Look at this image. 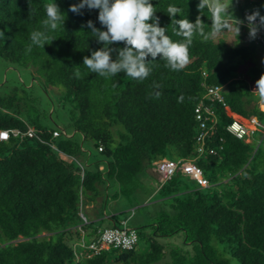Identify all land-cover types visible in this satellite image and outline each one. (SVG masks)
<instances>
[{
    "label": "trees",
    "instance_id": "1",
    "mask_svg": "<svg viewBox=\"0 0 264 264\" xmlns=\"http://www.w3.org/2000/svg\"><path fill=\"white\" fill-rule=\"evenodd\" d=\"M261 1L243 0L241 20L244 10H258ZM54 2L65 15L63 27L48 33L55 40L44 49L34 46L26 54L30 33L41 29L44 6ZM80 2L0 0V58L15 67H32L31 78L41 88L61 89L58 103L69 105L67 126L72 132L54 137L57 130L41 121L46 111H40L37 98L23 85L0 94V130L18 131L0 140V264H230L229 258L237 264H264V148L256 145L257 132L264 130V111L251 89L264 74V50L242 24L246 33H235L237 44L226 40L228 29L207 42L195 36L189 63L180 71L166 69L157 58L142 83L123 73L105 79L83 66V58L103 46L87 22L106 29L98 22V10L69 11ZM150 2L173 41L182 38L167 16L169 4L182 10L177 20L194 23L201 15L211 24L207 9L197 11L199 0ZM244 36L247 43L242 42ZM213 85L223 87L225 105L206 97V88ZM197 104L214 114L199 153ZM233 121L254 130L250 141L226 130ZM28 129L31 136L26 135ZM88 139L101 155L91 167L61 157L75 156ZM167 154L169 160L198 165L208 186H185L177 171L154 191L168 211L161 209L154 222L132 228L138 237L133 249L110 247L95 254L82 246L105 229L99 225L103 213L97 212L106 207L109 196L134 206L152 200L153 190L143 188L140 176ZM219 184L222 189L214 188ZM90 204L96 221H88L85 206ZM122 214L112 215L108 228L121 227L122 222L127 227ZM178 234L182 245L165 241ZM139 241L147 252H137Z\"/></svg>",
    "mask_w": 264,
    "mask_h": 264
},
{
    "label": "clouds",
    "instance_id": "2",
    "mask_svg": "<svg viewBox=\"0 0 264 264\" xmlns=\"http://www.w3.org/2000/svg\"><path fill=\"white\" fill-rule=\"evenodd\" d=\"M29 8L31 14L30 5ZM85 8L89 11L98 10V22L106 30L96 28L91 20L87 22V27L91 29L97 43L103 46L93 51L90 57L85 56L83 66L89 72L105 79L123 73L141 83L150 76L152 72L150 65L157 61V58L172 72L182 70L189 63V50L195 36L198 35L207 42L217 38L225 29L231 30L233 25L239 35L240 26L243 24V21L234 18L230 13V8L224 0H199L197 11L200 13L204 9L208 10L211 14L210 26L202 21L201 15L197 16L194 23L188 19H175L177 15H181L182 10L169 4L167 16L174 26L175 35L182 38L173 41L166 34L167 28L160 26L159 17L155 15V7L150 0H81L79 4L71 5L69 11L81 14V10ZM44 12L45 18L40 22L41 29L30 33L26 54L30 53L34 46L44 49L49 41L55 40L48 33L55 32L64 25L65 15L55 2L45 5ZM245 19L249 37L255 39L259 30L264 28V16L260 15L259 10H255L246 15ZM121 43L122 48L111 47ZM113 53L116 54L115 59ZM76 67L75 75L79 78L81 75L79 66ZM252 94L257 97L259 104L264 105V74L256 81ZM3 130L10 135V131L16 129ZM63 156L61 155L62 158Z\"/></svg>",
    "mask_w": 264,
    "mask_h": 264
},
{
    "label": "rangeland",
    "instance_id": "3",
    "mask_svg": "<svg viewBox=\"0 0 264 264\" xmlns=\"http://www.w3.org/2000/svg\"><path fill=\"white\" fill-rule=\"evenodd\" d=\"M264 2V1H261ZM224 3L229 6L230 13L234 16V18L241 20V13L240 10L244 7L243 0H224ZM260 12V11H259ZM261 13V12H260ZM242 21V20H241ZM235 26L233 25V28L229 30L227 33H225L226 40L231 44H237L239 43L236 36H235ZM245 28L241 25L240 26V34L245 35ZM249 39L244 36L242 42L247 43ZM264 61V56L261 58V62ZM264 63V62H263ZM33 73L32 67L22 68V67H15L14 65L9 64L5 60L0 58V94H6L8 93L14 86L17 85H23L26 89H28L34 97L37 98V102L40 106V111L45 110L47 115L46 118L41 119V121L49 128H54L58 130L60 133L67 135L72 134L70 132V129L67 126V118H68V104H63L64 106L61 107L58 103V98L60 96L61 89L59 87H47V88H41L37 82H35L31 78V74ZM259 108L261 110H264V105L259 104ZM75 137L78 139L79 134L75 133ZM261 143V146L264 148V130H259L257 132V142L256 145ZM82 147L80 148V152L77 153L73 157H66V160L73 163L74 165L78 164L77 160H80L82 164L85 165V159H88L89 166H92V162L96 159L101 158V155L97 152V150L93 146V142L91 140H85L81 143ZM165 158L169 159V155L167 154ZM157 166L156 161H152L149 165V168L155 171ZM155 177H158L159 175L154 173ZM183 176V175H182ZM179 177V176H178ZM141 181L143 183V188H146L148 190H153L152 195H150L152 201L156 204H148L145 205V202L139 205H132V202L129 201H115L111 196H109L107 200V205L105 208V211L102 210V212H98L99 216L101 213L111 212L110 210L112 208H115L116 210L124 211V214H122V217H126L128 226L136 227L143 224H149L154 222L155 214L160 211L161 209L164 211H168L167 206H163V204H160V200L158 199V196H156V186H158V183L154 182V178H150L147 175V172L145 174H142L140 176ZM181 178V177H180ZM183 185L188 186L190 188L198 187L196 182L191 178H185V176L182 177ZM114 184H112L108 191L111 193L114 188ZM216 189H222V186L216 185L214 186ZM149 197V199H150ZM159 201V202H158ZM158 202V203H157ZM99 211V210H98ZM106 220H102L99 225L101 227L107 226L108 224L105 222ZM85 241L88 240L87 237L84 238ZM165 241L182 245L181 235L178 234L173 237H167ZM136 250L138 253H144L147 252V246L143 241H139L136 247ZM228 257V255H226ZM230 264H237V262L229 258Z\"/></svg>",
    "mask_w": 264,
    "mask_h": 264
},
{
    "label": "built area",
    "instance_id": "4",
    "mask_svg": "<svg viewBox=\"0 0 264 264\" xmlns=\"http://www.w3.org/2000/svg\"><path fill=\"white\" fill-rule=\"evenodd\" d=\"M249 2L253 0H248ZM251 10L246 9L243 12V24L247 27V35L249 36V28L247 26L246 15H250ZM257 23L259 21L257 20ZM251 39V38H250ZM251 41L259 48L264 50V28H261L255 39ZM257 81V80H256ZM256 81L251 85V89L254 90L256 86ZM206 97L211 102L220 103L225 105V98L223 95V87L219 85L208 86L206 88ZM195 120L198 123V133L195 138L196 140V152L199 153L202 150V140L205 135V129L208 126V121L214 122V114L212 110L205 105L197 104L194 107ZM226 130L235 136L237 139L244 141H250L254 130L252 128L246 127L237 121H233L227 125ZM13 134H17V130L10 131ZM59 131H53V136H58ZM26 135L31 136L32 130L28 129ZM9 132L5 130H0V140L7 139ZM156 171L159 175L161 182L167 180L175 173L180 172L183 176L193 179L199 187H207L208 181L204 177L202 169L190 160H185L179 158L177 160L164 159L157 163ZM121 227H111L102 230L98 237L88 244L83 245L87 250L93 253H99L103 249H108L110 247L119 248L122 250H131L134 248L138 241L137 233L134 229L125 226V222H122Z\"/></svg>",
    "mask_w": 264,
    "mask_h": 264
},
{
    "label": "crops",
    "instance_id": "5",
    "mask_svg": "<svg viewBox=\"0 0 264 264\" xmlns=\"http://www.w3.org/2000/svg\"><path fill=\"white\" fill-rule=\"evenodd\" d=\"M257 9L261 12L260 15H261V16H264V2H261V3L259 4V7H258ZM263 111H264V110H263ZM82 149H83V147H82ZM65 157H66V156H63V158H65ZM77 163H78V165H79L81 168H82L83 166H88V159H85V165L82 164V162H81L80 160H77ZM103 166H104V165H100L99 168L102 169ZM146 172H147L148 177H150V178H151V177L154 178V182H155V183H158V186H159L161 180H160L159 176H158V177H155V175H154V173L158 174L157 171H156V169H155V171H153L152 169L147 168ZM115 201H120V199H115ZM151 201H152V200H151ZM151 201H149V202H145V205L152 204V203H153L152 205L156 204V203L151 202ZM158 202H159V201H158ZM158 202H157V203H158ZM160 202H161V201H160ZM160 202H159V203H160ZM92 208H93V205H92V204H90V205H86V206H85V212H86V215L89 217V220H88V221H96L97 219H99V217L96 216V214H97L98 212L96 213V211H94ZM105 208H106V207H105ZM105 208L102 209V210L105 211ZM95 210H96V209H95ZM110 211H111V212H109V213L103 212V217H102V218H104V220H106L105 222L108 224L107 226H106V225L103 226L104 228H108V227H110L109 225L113 224L112 221H111V216L114 215V214H116V213H118L117 211H119V210H116L115 208H112ZM82 216H83V215H82ZM84 218L86 219L85 216H84ZM100 218H101V217H100ZM126 225H127V227H131V226H128V224H127V220H126ZM131 228H133V227H131Z\"/></svg>",
    "mask_w": 264,
    "mask_h": 264
}]
</instances>
